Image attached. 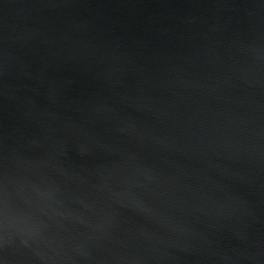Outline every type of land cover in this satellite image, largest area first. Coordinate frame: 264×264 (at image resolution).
<instances>
[{
    "label": "water",
    "instance_id": "1",
    "mask_svg": "<svg viewBox=\"0 0 264 264\" xmlns=\"http://www.w3.org/2000/svg\"><path fill=\"white\" fill-rule=\"evenodd\" d=\"M0 264H264V0H0Z\"/></svg>",
    "mask_w": 264,
    "mask_h": 264
}]
</instances>
